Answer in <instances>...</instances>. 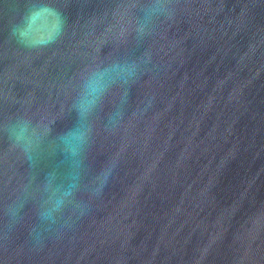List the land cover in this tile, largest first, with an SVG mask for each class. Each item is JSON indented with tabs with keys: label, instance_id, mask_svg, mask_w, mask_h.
<instances>
[{
	"label": "water",
	"instance_id": "95a60500",
	"mask_svg": "<svg viewBox=\"0 0 264 264\" xmlns=\"http://www.w3.org/2000/svg\"><path fill=\"white\" fill-rule=\"evenodd\" d=\"M154 2L0 0V121L52 128L35 167L0 132V264H264V0H159L141 38ZM42 4L60 13L61 35L27 48L11 29L45 36L52 14L29 16ZM113 60L138 65L124 119L106 130L116 88L74 168L56 137L76 123L81 75ZM52 171L64 185L75 172L73 204L87 211L36 245Z\"/></svg>",
	"mask_w": 264,
	"mask_h": 264
},
{
	"label": "clouds",
	"instance_id": "9594fccd",
	"mask_svg": "<svg viewBox=\"0 0 264 264\" xmlns=\"http://www.w3.org/2000/svg\"><path fill=\"white\" fill-rule=\"evenodd\" d=\"M162 10L159 0H155L145 9L143 22L139 23L136 29L141 38L144 35L145 24ZM36 11L52 14L54 23L51 30L41 38L30 35L29 30L23 25H14L11 29L12 36L27 48H39L54 43L62 32L63 20L59 12L42 4L39 8L30 9L29 16ZM148 58L150 60V57ZM137 68L135 61L113 60L95 63L81 75L70 106V110L76 113V123L56 137L57 146L72 158L74 168L79 166L78 158L92 139L94 117L103 110L106 98L116 88L122 90L120 104L108 113L105 122L106 130L111 131L117 128L124 119L123 105L127 103L128 96L125 86L129 85L130 81H134ZM0 132L6 134L10 146L22 154L29 166L35 167L38 149L44 138L51 134L52 128L47 123L34 122L33 118L27 114H20L0 121ZM110 174V168L100 173L99 184L92 192L93 195H99ZM57 180L58 174L55 171L50 172L46 177L45 182L51 188V192L46 205L39 212V223L34 225L31 231L32 240L36 245L43 244L46 234L72 227L74 218L83 216L87 211L85 203L73 204L72 197L77 187L75 172H73L72 182L67 185L57 183ZM17 215V208L10 210L12 224L9 230L18 222Z\"/></svg>",
	"mask_w": 264,
	"mask_h": 264
}]
</instances>
